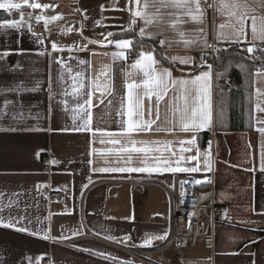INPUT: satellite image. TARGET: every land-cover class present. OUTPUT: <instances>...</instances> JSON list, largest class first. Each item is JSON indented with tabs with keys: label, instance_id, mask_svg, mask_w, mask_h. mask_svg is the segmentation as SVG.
<instances>
[{
	"label": "crops",
	"instance_id": "obj_1",
	"mask_svg": "<svg viewBox=\"0 0 264 264\" xmlns=\"http://www.w3.org/2000/svg\"><path fill=\"white\" fill-rule=\"evenodd\" d=\"M23 3V0H14ZM30 3L40 2L52 4L53 10L30 9L23 7L22 14L28 24L38 22L36 15L62 14L63 18L46 25L45 35H38L44 44L33 37L27 27L20 30L0 28V52L12 53L7 63L15 68L19 61L20 68L14 72H0V88L22 83L24 87L40 86L35 92L6 93L7 98L15 101L17 98L24 104L21 110L10 107L11 112L23 111L25 119L13 121L9 116L0 120V128L14 125L17 128L39 129L36 131H0V193L2 202L8 199L18 200L20 215H27L33 222L29 227L37 230L39 235L31 236L27 233H17L12 230L0 229V259L6 264H251L257 257L248 254L258 252L264 254V174L259 171L260 141L258 132L260 125H254L253 131L223 132L215 129V74L213 77V123L211 138L212 171L205 172V160L201 156L199 173H98L92 171L100 167L129 166L125 162L127 154L119 152L122 145H127V137L121 134L122 127H126V82L137 81L141 75L131 68L136 60L131 57L130 50L127 60L113 61L111 54L119 51L114 45H88V51H80L79 45L84 44L79 29L84 23V37L103 40L100 33H123L121 25L126 26L128 14L113 11V7H122L125 0H29ZM213 5L208 8V5ZM101 5L109 10L101 11ZM202 7L206 10L203 23L192 21L184 17L186 22L177 28L170 26L174 19L167 15L172 9H162L163 22L148 29L156 42L163 40L160 52L168 58L193 56L199 59L202 53H207V63H210L211 49L205 48V37L208 43L219 47H229L226 43L216 40L218 25L225 22L226 17L219 14L215 0H207ZM80 9V10H78ZM0 11H4L0 9ZM154 12L155 9L150 8ZM88 19L85 21L84 17ZM21 15V13H20ZM20 15L17 20L20 19ZM100 20L102 25L93 27L94 21ZM2 23V20H0ZM250 23V22H249ZM203 29L200 32L199 29ZM73 29V31H67ZM23 33L21 36L20 33ZM183 33V36L180 33ZM19 37V43H16ZM148 38V36H146ZM113 36L109 39H119ZM252 39L249 29L248 40ZM184 40H197L195 45H186ZM55 42L63 51L55 52L51 43ZM76 45L77 47H73ZM259 47H264L257 41ZM46 48L44 56L39 55ZM72 49L69 51V49ZM20 50H23L22 54ZM66 53V63L75 71L84 70L85 84L90 88L92 79L99 78L104 83L108 72L112 78L114 91L111 95L105 93L104 103H99L100 92L93 96L91 109L92 123L90 127L95 131L116 134L119 143H101V132L75 131L83 126L80 116L73 119L72 109L75 107L73 97H62L57 83L59 73L64 72L69 92H71L70 75L61 64L53 62V57L60 59V54ZM148 52V51H147ZM50 53V55L48 54ZM95 53V54H93ZM108 53V55H104ZM156 55V53H154ZM157 58V55H156ZM81 59L87 60V65H79ZM158 59V58H157ZM159 60V59H158ZM0 61V67L3 65ZM157 67L164 66L161 62ZM110 68V71H109ZM187 77L195 70L194 65H180ZM201 69H196L198 72ZM125 72L130 75L125 76ZM181 73L173 71V76ZM51 78V83L49 82ZM256 81V77H255ZM256 88L264 89V78L259 83L254 82ZM51 87L57 93L54 100H50L48 89ZM165 97L159 104L160 120L157 125L164 128L172 127L174 116L170 97ZM121 97L125 98V115L118 111ZM3 96H0V108H3ZM61 99L69 101L68 110L59 103ZM111 101V104H109ZM153 109L155 118V97L149 101L145 99V108ZM254 116H264L255 111ZM147 118V117H146ZM121 121L125 123L122 125ZM154 125V128L157 126ZM201 132H209L205 129ZM188 134L180 131H167L133 134L136 141H171L170 150L180 155V140L186 139ZM106 141L109 137H103ZM94 141V142H93ZM137 147L143 145L137 144ZM163 147V144L157 145ZM96 149L95 153L92 149ZM200 148L203 153L207 148ZM111 149L112 151H109ZM101 152L104 155H101ZM39 153V156H37ZM169 151L153 153L151 155L165 157ZM193 153H184L190 156ZM142 157L134 155L130 166L140 167ZM55 161V163H54ZM91 161V163H90ZM154 163L151 159L149 164ZM195 161L182 162L180 166L195 165ZM175 166V165H173ZM255 169L248 171V169ZM91 177V181L87 178ZM179 177L191 180H214L216 202L228 208L226 216L219 218L216 226V241L214 248L203 243L195 247L187 245L184 248L170 246L162 250L155 248L164 242L153 241L152 246H142L145 238L170 232L172 202L167 191L172 188ZM88 184L87 188L82 185ZM198 193L210 188V183L195 185ZM64 192L65 200L57 202L49 200L43 190ZM19 193V196L13 195ZM26 207V211H24ZM249 209H255L250 211ZM7 215V211L4 213ZM15 214V212H14ZM39 217L41 223H37ZM247 222V224L243 223ZM27 223V221H25ZM44 232L55 239L45 240ZM63 238L61 239V237ZM130 236L131 239H125ZM110 237H115L111 239ZM257 241L258 243H253ZM135 245V246H133ZM90 249L91 251H82ZM238 253V254H232ZM99 254V255H98ZM30 258V259H29Z\"/></svg>",
	"mask_w": 264,
	"mask_h": 264
},
{
	"label": "snow or ice",
	"instance_id": "obj_2",
	"mask_svg": "<svg viewBox=\"0 0 264 264\" xmlns=\"http://www.w3.org/2000/svg\"><path fill=\"white\" fill-rule=\"evenodd\" d=\"M207 3V0H203ZM116 3V0H113ZM216 7L219 14L226 17L225 22L218 25V31L216 35V40L219 43H226L231 46H235L232 51V55L222 59V55L228 53V48H221L218 45L214 46L208 43L205 37L203 46L205 48L211 49L215 54L217 67L215 69V79H216V89L220 96L218 101L219 110L217 112L218 123L223 125V120L225 117V92L224 88L228 87L231 90V84L226 80V74L228 70L233 67V58H238L239 60H248L251 62V66L245 63H236L235 67L240 68L244 74L247 83V88L251 87L248 83V78L252 77L253 74L256 77V83H259L260 78H264V47H259L257 41L264 45V0H215ZM27 6L30 9H40L50 11L53 10L54 5L48 3L33 2L30 3L29 0H23V3H16L14 0H0V9L5 12H11L12 10H17L21 12L20 19H4L0 23V28L4 29H16L20 30L27 27L28 31L33 37L38 39L43 46L44 41L42 38L37 36L36 33L32 32L31 25L27 23L25 17L22 14V9ZM213 5H208V8H212ZM101 11L109 10L105 5H101ZM155 9L154 12L149 11V9ZM162 9H172L167 13V15L174 17L170 21V26L177 28L180 24L186 22L184 17L190 18L192 21L197 23H203L205 19L206 10L202 7V0H125V4L122 7H113V11H122L128 14V19L126 21V26L121 25L123 28V33H135L136 37L133 38H123V33L106 32L100 33L104 36L103 40L91 39L89 37L83 36V31L85 24H80V35L85 41L84 44L79 45V50L87 52L88 45L99 44L101 46L114 45L119 51L113 52L111 54L112 60H127L129 57V52L132 50L134 43L138 47H145L143 44V39L148 36V38H154L149 34L148 29L152 26L163 22ZM80 10V9H78ZM38 22L44 21L47 25L52 21H58L63 18L62 14L53 15H36L34 17ZM85 21L88 19L85 14ZM250 22V23H249ZM97 25L107 27L102 25L100 20L94 21L93 27ZM252 33V39L248 40V31ZM67 31H73V29H68ZM203 32V29H199ZM22 36L23 33L21 32ZM183 36V33H180ZM113 36H121L119 39H109ZM19 37L16 43H19ZM186 45H195L199 41L197 40H184ZM158 43L163 46L164 41L160 40ZM242 44L247 46L241 47ZM73 47H77L73 45ZM51 48L55 52L63 51L57 43L52 42ZM72 49L70 48L69 51ZM46 48L41 51L39 55L44 56L46 54ZM23 50H20L19 54H22ZM155 49L152 51H141L137 54V59L131 64V68L137 70V74L141 75L139 82L132 81L126 82V127H122L121 134L127 137V145H122L119 149L120 153L127 154L126 164L129 166L124 167H100L94 168L92 171L98 173H146V174H163V173H199L202 171L199 166V161L201 156L205 160V168L203 171H212V154H211V144L208 142V148L201 153L198 144V135L202 130L212 129L213 123V77H214V67L212 64L207 63V53H202L197 59L193 56L184 57H173L170 59V63L173 65L172 68L157 67L160 64V60L156 58ZM242 53L248 55L244 56ZM50 55V53H48ZM95 54V53H93ZM12 55L9 51L0 52V61H3L2 67H0V72H14L20 68L19 61L16 62L15 68L11 67L7 63V58ZM108 55V53H104ZM161 59H168L163 53L160 54ZM53 62L61 64L63 68L67 70L71 79V92H69L68 87L65 86L67 83L65 79L64 72L59 73L57 83L60 86L62 97H73L75 107L72 109L73 119L75 120L77 116L83 119V126L77 127L73 130L75 131H91L93 136H95L96 131L101 132V143L110 142L112 144L119 143L115 139L114 133H105L102 130H93L90 125L92 123L91 109L93 107V96L95 92H100L99 103H104L105 93L111 95L114 91L112 87V78L108 76V72H104L102 75L107 77L104 83L99 81V78L92 79L91 86L88 88L85 84V71H75L73 74L72 67L53 57ZM180 65H194L196 69H201L196 72L195 70L190 73L187 77L184 75L183 68H176V63ZM257 62L258 65H257ZM88 61L81 59L79 65H87ZM178 71L181 73L180 76L174 77L173 71ZM110 71V68H109ZM130 75V73L125 72V76ZM225 80V84L221 85L219 81ZM51 83V78L50 81ZM40 84L37 82L36 87L27 88L24 87L22 83L14 84L11 86H6L0 88V96H3V108H0V120L7 119L9 116L13 121L18 119H25L23 111L11 112L10 107H17L19 109L24 108V104L17 98L15 101L7 98L6 93H20V92H35L39 88ZM246 88V91H247ZM50 100H54L57 93L53 91L51 87L48 89ZM172 93L170 97V102L172 104V112L174 116V121H172V127L164 128L157 125V121L160 120L159 104L164 101L165 97ZM255 111L257 113L264 114V89L256 88L255 91ZM155 97L156 109L155 118L153 119V109L149 106L145 108V99L149 101ZM248 99L252 102V93L248 92ZM59 103L65 106V111L68 110L69 101L67 99H61ZM111 104V101H109ZM120 116L125 115V98L121 97V105L118 111ZM147 117V118H146ZM251 118V110H250ZM256 124L260 125L258 132L261 135L260 141V164L259 171L264 174V116L255 117ZM125 122L121 121L123 125ZM154 125H157L154 128ZM39 129L32 128H17L14 125H9L6 128H0L2 132H16V131H36ZM160 132L167 131L173 133L175 131L183 132L187 135L186 139L180 140V155L177 156L175 152H171L170 145L171 141L160 142V141H136L133 139V134L140 133H150V132ZM109 137V140H105L103 137ZM94 142V141H93ZM137 144L143 146L137 147ZM163 144V147L157 146ZM97 150L92 149L95 153ZM109 151H112L109 149ZM163 151H169V156L165 157L163 155L156 156L151 155L153 153H162ZM184 153H193L190 156H185ZM101 155H104L101 152ZM134 155L142 157L141 163L143 166L134 167L130 166ZM39 156V153H37ZM154 161V163L149 164V160ZM195 161V165L180 166L182 162ZM55 163V161H54ZM91 163V161H90ZM175 165V166H173ZM255 169H248V171H254ZM91 181V177L87 178ZM194 185H200L202 183H211V180L205 179H193L191 181ZM188 181H182L181 186ZM88 184L82 185V188H87ZM13 195L19 196V193H14ZM3 194L0 193V198ZM264 207V206H262ZM250 211H255V209H249ZM7 211V215L4 213ZM26 211V207L24 209ZM15 212V214H14ZM264 215V213H260ZM27 221V223H25ZM37 223H41L39 217L36 218ZM33 221L29 219L27 215H20V204L18 200L8 199L7 203H3L0 199V229L12 230L17 233H27L31 236L39 235L37 230H33L29 225ZM247 224V222H243ZM264 231V229H260ZM43 239H55L50 237L48 232H44ZM63 236L61 237V239ZM115 239V237H110ZM125 239H131L130 236L125 237ZM169 239L168 232L165 231L162 235H155L151 238H145L142 246H152L153 241H167ZM253 243H258L253 241ZM135 246V245H133ZM82 251H91L90 249H81ZM238 254V253H232ZM99 255V254H98ZM250 257H257L260 264H264V254L258 252H252L248 254ZM30 259V258H29ZM0 264H6L4 259H0ZM129 264V262H126ZM251 264H256V260H252Z\"/></svg>",
	"mask_w": 264,
	"mask_h": 264
},
{
	"label": "built area",
	"instance_id": "obj_3",
	"mask_svg": "<svg viewBox=\"0 0 264 264\" xmlns=\"http://www.w3.org/2000/svg\"><path fill=\"white\" fill-rule=\"evenodd\" d=\"M32 32L38 35H45L46 24L44 21L31 24ZM214 45V44H213ZM145 49L133 50L131 57L137 59V54ZM66 61V53L60 54V59ZM210 63L215 64V54L210 51ZM182 181H188L181 186ZM192 180L187 177L176 178L172 188L167 191L172 202V213L170 222L169 239L157 246L156 250L174 246L184 248L187 245L195 247L199 243L205 244L209 248H214L216 241L215 226L219 218L228 213V208L216 202L214 180H211L210 188L203 193L196 191ZM43 194L49 200L63 202L65 200L64 192H53L50 189L43 190ZM44 264H49L45 261Z\"/></svg>",
	"mask_w": 264,
	"mask_h": 264
},
{
	"label": "trees",
	"instance_id": "obj_4",
	"mask_svg": "<svg viewBox=\"0 0 264 264\" xmlns=\"http://www.w3.org/2000/svg\"><path fill=\"white\" fill-rule=\"evenodd\" d=\"M23 10V9H22ZM20 11L17 10H12L11 12H5V11H0V20L4 19H17L20 15ZM121 37V36H117ZM136 34L135 33H123V38H133L135 39ZM143 44L145 47L141 48L135 45L133 48L134 49H145L147 51H152L153 48L155 49V53L157 55V58L160 60V62L167 67H173V65L169 62L170 58L168 59H161L160 54V48L156 40L147 38L145 37L143 39ZM247 46L246 44H242L241 47ZM224 48V47H221ZM229 49L228 53H225L222 55V59H225L226 57H229L232 55V51L235 48V46L231 47H226ZM242 55L246 56L248 54L242 53ZM245 63L251 66V62L248 60H239L238 58H233L232 63L233 67H231L227 74H226V80L231 84V90H229L228 87L224 88L225 96V117L223 120V125L221 126L220 123H218L217 120V112L219 110L218 107V101L220 100V96L217 92V89L215 87V116H214V121H215V129L217 131H223V132H248V131H253L254 130V125H255V116H254V82H255V76L253 74L252 77L248 78V83L251 84L250 88H247V83L245 79V74L244 72L238 68L235 67L236 63ZM259 62H257L258 65ZM176 67V65H175ZM217 67V61L215 57V64H214V74H215V69ZM196 70V68H195ZM215 80V85H216V79ZM221 85L225 84V80L219 81ZM247 88V91H246ZM252 93V102L249 101L248 99V92ZM250 110H251V118H250ZM212 138V133L209 132H200L198 135V144L199 147L201 148H207L208 147V142L211 141Z\"/></svg>",
	"mask_w": 264,
	"mask_h": 264
}]
</instances>
